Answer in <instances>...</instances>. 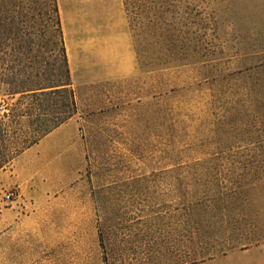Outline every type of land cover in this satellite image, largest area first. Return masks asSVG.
Returning a JSON list of instances; mask_svg holds the SVG:
<instances>
[{
  "label": "rangeland",
  "instance_id": "374dc122",
  "mask_svg": "<svg viewBox=\"0 0 264 264\" xmlns=\"http://www.w3.org/2000/svg\"><path fill=\"white\" fill-rule=\"evenodd\" d=\"M54 1L74 124L15 153L0 86V264L45 263L57 196L91 198L99 263L264 264V0Z\"/></svg>",
  "mask_w": 264,
  "mask_h": 264
},
{
  "label": "trees",
  "instance_id": "16d2710c",
  "mask_svg": "<svg viewBox=\"0 0 264 264\" xmlns=\"http://www.w3.org/2000/svg\"><path fill=\"white\" fill-rule=\"evenodd\" d=\"M43 6V7H42ZM25 9H27L25 11ZM45 18V19H44ZM175 19L173 16L171 17ZM47 37V41L42 42ZM10 95L18 94L10 114L17 128L13 130L14 152L19 154L45 135L65 123L76 113L66 52L58 11L54 0L49 5L24 1L0 0V86ZM6 125L0 119V138L7 137ZM13 157L10 159L12 160ZM10 160H5L8 163ZM4 165L1 164L0 168ZM236 190L218 192L197 198L194 207L209 202L217 209V201ZM199 206V207H200ZM100 232L104 261L108 252ZM176 263L188 261L176 260Z\"/></svg>",
  "mask_w": 264,
  "mask_h": 264
},
{
  "label": "crops",
  "instance_id": "0c3cea01",
  "mask_svg": "<svg viewBox=\"0 0 264 264\" xmlns=\"http://www.w3.org/2000/svg\"><path fill=\"white\" fill-rule=\"evenodd\" d=\"M67 124L73 123V116L67 120L65 123L61 124L59 127L54 129L49 134L44 137L52 134L53 132L59 130L61 127L66 126ZM43 137V138H44ZM41 138L40 140H42ZM39 140V141H40ZM38 141V142H39ZM37 142V143H38ZM36 143V144H37ZM35 145V144H34ZM34 145L27 148L20 154H26L28 150H30ZM49 164L44 162L41 163L40 168L42 170H47L45 167ZM68 200V204H78L73 200L66 197H52L51 211L46 212L47 222H48V230L45 234V250H46V259L45 263H30L27 260L25 263H12V264H108V263H99L101 257V241H100V232L97 230L95 226L94 220V206L91 205V198H85L84 200H88V205L86 207L76 206H67L62 207L60 212H57V209L52 206L57 203H65ZM87 204V202H86ZM68 215L70 218L65 219L64 216ZM60 215L61 229L58 230V219L57 216ZM30 216H25L24 218H20L19 225L22 230H30ZM60 231V232H58ZM92 246V254L93 257L96 256L98 263H85L84 262V254L86 248ZM89 251V250H88ZM79 252H81V256H79ZM163 263V262H162Z\"/></svg>",
  "mask_w": 264,
  "mask_h": 264
},
{
  "label": "built area",
  "instance_id": "2783aa9c",
  "mask_svg": "<svg viewBox=\"0 0 264 264\" xmlns=\"http://www.w3.org/2000/svg\"><path fill=\"white\" fill-rule=\"evenodd\" d=\"M11 196H12L11 193H7L6 195H4V198H5L6 200H10Z\"/></svg>",
  "mask_w": 264,
  "mask_h": 264
}]
</instances>
